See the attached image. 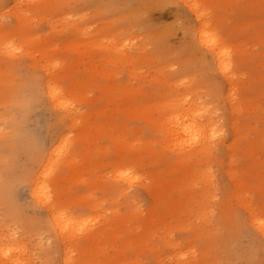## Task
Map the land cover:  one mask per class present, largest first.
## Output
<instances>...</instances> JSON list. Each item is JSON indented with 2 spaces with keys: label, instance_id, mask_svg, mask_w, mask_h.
Segmentation results:
<instances>
[{
  "label": "rangeland",
  "instance_id": "374dc122",
  "mask_svg": "<svg viewBox=\"0 0 264 264\" xmlns=\"http://www.w3.org/2000/svg\"><path fill=\"white\" fill-rule=\"evenodd\" d=\"M11 5L12 0H0V12ZM191 5L195 10L203 8L211 30L241 49L233 52L234 67L227 74L216 68L208 49L197 43L199 20ZM4 14L0 13V27L14 23L13 14ZM31 24L35 36L56 44L57 49L50 48L53 70L69 67L73 87L82 88L78 93L85 101L70 94L68 114L73 127L67 124L68 117L57 120L58 109L35 103L31 93L46 74L38 65L42 63L38 55L34 66L21 50L17 57L0 56V81L11 79L8 83L15 88L14 93H6L7 86L0 83V112L5 105L10 107L8 100L15 96L26 99L29 138L42 150L49 146L51 135L64 132L72 136L68 137L72 162L57 169L50 167L48 177L55 181L62 198L58 208L68 216H78L81 225L73 242L64 246L43 226L39 229L41 237L31 231L24 233L25 225L33 229L37 224L39 228L33 220L36 213L47 217V212L42 206H31L27 187L17 184L14 201L25 204L26 210L19 214L23 218L18 214L16 218L7 202H0V244L12 243L29 252L25 256H29L30 264H61L68 253L80 264H155L154 254L164 264H264V237L252 225L247 209L251 206L257 217L264 214V0H65L61 5L55 3L51 10L34 13ZM75 28L84 32L78 34ZM120 49L128 59L119 56ZM120 85L136 89L128 96L131 105L108 104L114 87ZM183 92L189 93L187 100L199 97L210 105L220 133L209 142L207 154L191 155L189 162L179 164L175 160L179 153L171 144L162 145L169 139L163 136L161 125L151 123L157 111L150 108L152 112H145L149 108L144 105L156 102L159 94L168 93L172 98ZM3 99L5 105H1ZM232 105L240 108L232 111ZM112 135H123L126 145L135 147L134 154L140 160L137 164L129 161L131 151L124 154L119 150ZM235 138L237 144L232 148ZM3 143L0 139V173L6 176L10 162ZM146 146L150 154L142 151ZM19 154L16 165L32 167L35 172L37 164L25 158V153ZM183 166L195 173L210 167L208 183L188 174ZM227 169L237 173L241 185L231 184ZM149 179H160L159 183L168 188L160 201L144 186ZM237 191L243 203L234 198ZM132 207L140 213L137 217L129 216ZM150 209L167 212L170 228L166 230L164 223L154 218L156 234L152 241L146 235L144 220ZM10 212L11 220L7 217H11ZM3 213H8L7 218ZM108 223L111 231L109 228L99 234L97 229ZM93 232L96 238L89 240ZM163 238L177 243L176 247L163 244Z\"/></svg>",
  "mask_w": 264,
  "mask_h": 264
},
{
  "label": "bare ground",
  "instance_id": "6f19581e",
  "mask_svg": "<svg viewBox=\"0 0 264 264\" xmlns=\"http://www.w3.org/2000/svg\"><path fill=\"white\" fill-rule=\"evenodd\" d=\"M64 2H65V0H12V5L10 7H8L6 10L4 9L5 11L2 10L0 12L3 16L5 15L4 14L5 12L7 14H13L14 15V23H12L8 26L5 25V27H0V56H4L7 59L17 57V55H19L17 53L20 52L21 50H23L22 55L28 57L31 60V63H33L35 66L38 64V61L36 59V56L38 55L40 57V61H42V63L38 64V65H40L42 70H44L46 77L35 85L34 91L31 93V94H33V97L35 99V103H37V104L40 103L43 106H46V107L51 108V109L52 108L58 109L60 111V114L58 115L57 120L61 121L64 118L68 117L70 122L67 124H70V127H73L74 122H72V120H71L72 118H69L70 114H68V112H69L68 108H69L70 103H71L70 94L74 95L76 97L79 96V98L82 101H85L83 94L78 93L79 91H82V88L77 89L76 87H73L74 79L69 77V73H70L69 67H66L65 70H60V71L53 70L54 63H52L50 61V58H51L50 48L57 49L56 44L50 43V41H48L45 38H40L39 36H35V34L31 31V27H32L31 21H32V17H33L34 13H38V12L42 13V11L51 10V9H53L55 3L61 5ZM120 3H122V1ZM190 8L199 20V26H198L197 30H195L196 31L195 39H196L197 43L201 46H205L206 49H208V51L212 54L213 59L216 60V63H217V64L215 63L217 65L216 68H218L221 73L227 74L229 72V68L231 70H233V67H234V64L232 61L233 52H235L236 50L241 51V49L239 48V46H234V45L230 44L229 41H228V43H229L228 44L225 41V39H223L217 32H214L211 30V28L208 26V21L205 19L206 15L204 13L203 8L195 10L194 6H192V5L190 6ZM77 17H78V15H77ZM80 18H82V17H80ZM181 23H182V21H181ZM53 27H52V29H53ZM54 29H55V27H54ZM75 29L78 32V34H82L84 32L83 30H80L79 28L78 29L75 28ZM59 32H60V30H59ZM155 35H157V34H155ZM236 43H234V44H236ZM66 45L69 46L68 43ZM247 45H249V44H246L245 47ZM50 46H54V47H50ZM245 47H243V48H245ZM261 51H263V50H261ZM243 52L245 53V49H243ZM119 53H120L119 56H121L122 59H128L129 58L127 56L128 54H126L124 51H122V49H120ZM131 58H133V56H131ZM7 65H9V63ZM6 71H8V70H6ZM4 72H2V73H4ZM5 73H7V72H5ZM61 78H63V82H59V80ZM179 79H181V78H179ZM7 80L4 79V80L0 81V83H2V87L7 86L6 93H8V92L14 93L15 92V88L13 87L14 85L10 86V83H8L9 81L11 82V79L10 80L7 79ZM75 81L78 82V80H76V79H75ZM132 87H129L128 85H120L118 87L115 86L114 92L112 93V96H111L112 99L107 101L108 104H109V102H112V103H115V102L126 103L127 102L128 105H131L132 102L128 99V96L130 97L131 94H134L136 92V89L132 88ZM234 89L235 88L233 87V91H234ZM177 91L178 90H176V92ZM187 92H185V93L183 92L182 95L176 94L172 98L169 96L168 93L159 94V99L156 100V102H153L152 104H150V102H148L150 105L149 104L147 105V103L144 105L145 109L149 108L148 111L144 110L145 112H149L150 108H152V110L154 109L157 111L158 114L156 116H154L155 118L151 119V123L154 125H158V124L161 125L160 130L163 129V131H162L164 133L163 136L165 137V139H166V137L169 139V142L167 139L165 141V143L168 142V144H165L163 142L162 145L164 144V145H166V146L168 145V147H170L169 144H171V147H173L175 149V151H177V153H179L178 158L175 159L176 162L179 164L189 162L191 160V155L199 157L201 155L207 154L209 152L208 150L210 149L209 142L213 138H215V136L218 133H220L219 129L217 128L216 122L214 121L215 119L212 120V117H211L212 112L208 108V106H210V105L209 104L206 105L199 97H195V96H194L195 98H193L191 100H187L186 96H187V94L189 95V93H187ZM115 96H116V98H115ZM2 97H4V96H2ZM0 100L2 101V99H0ZM8 101H9V103H11L10 107H9V105H5L6 102L4 99H3V102H1V105L2 104L5 105L4 106L5 109H4V111L0 112V123L2 124V126H0V139H2V141L4 140V143L2 144V146H3V149L6 151V153L8 154L10 163L7 165H9L10 167L9 168L7 167L8 169L6 170L7 171L5 174L6 176H3L4 174L2 175L3 172L0 173V202L1 203L7 202V207H9V206L11 207V209L14 211V214L16 213L15 214L16 216L15 215H13V216L17 218V214L18 215L22 214L21 212H23V210L24 211L26 210L25 209L26 206H25V204H18L17 202L14 201V200H16L15 198H17V197L13 196V194L15 193L13 189H14V187L17 186V184L24 185V187L26 186L28 196H29V200H30L29 201L30 205L31 206H38V207L42 206L47 212V217L40 216V214L36 213V217H35V219L33 218V220H35L39 224V228L37 227V224L33 225L34 226L33 229L29 228V227H31V226H28L29 224L25 225V226L22 225L21 227L24 226L22 228L25 231L24 233H26V232L28 233V231H31L36 235L39 234V236L41 237L42 235H40L41 233H40L39 229L42 228V226H43L44 229H46V230L49 229L51 232H53L57 236L58 240L60 242H62L60 244L64 243L63 246L65 245V242L67 243L70 241V243H72L73 241H71V239H73L72 237H74V235H76L78 228L81 225L80 222L78 221L79 217L78 216L74 217L73 214L71 216H68V215L64 214V212H62L58 208V205L61 203L62 198L59 196L57 189H55L56 188L55 187V185H56L55 181H53L52 179H50L48 177L50 167L55 166L57 169V167L59 165L62 166V164L65 163V166H66L68 163L70 164L72 162V159H71L72 153H71L70 148H69V144H70L69 142L70 141L68 142L69 135L67 136V134H65L64 132L63 133L58 132L56 135H51L49 146L46 149H43V150L40 149L39 147L35 146L31 142V140L29 138L28 131H27L28 113H29L28 101L22 97H17V96H15L14 98H11ZM238 107H239V105L233 106V108H231V109H232V111L233 110L236 111L238 109ZM141 108H142V110L144 109L143 107H141ZM150 112H152V111L150 110ZM213 112H214L213 114L215 115V111H213ZM230 120L232 121L233 119H230ZM233 121L232 122L229 121V122H230V124L232 123L233 127H235ZM232 125H230V126H232ZM67 128H68V125H67ZM71 137L72 136L70 135L69 138H71ZM217 137H218V135H217ZM111 138H112L114 144H116V146L119 148V150L120 151L122 150V152H124V154L129 153L130 151L132 152V156L129 158L130 162H134L137 164L140 161L139 157L134 154L135 147L133 145L131 147H128V145H126L125 139L123 138V135H119V136L112 135ZM233 138H234V136H233ZM237 138H239V136ZM237 138H235L232 141V143L230 145V146H232V148L234 146H236ZM250 142H251V140H250ZM146 144L148 146L151 145V143H150V145H149V143H147V140H146ZM141 149L146 154H148V153L150 154V152H151L148 150V147H147V150H143V147ZM19 153L20 154L25 153L27 155V157H25V158H28L32 163L34 162L35 164H37V166H36L37 168L35 169V172H33L34 170L32 167L26 168V167H24L25 165L24 166H21L19 164L16 165L15 158H16V155ZM20 154H19V156H20ZM230 162H231V160H230ZM17 166H18L19 171L15 172V169L17 168ZM208 166L201 169L200 172L197 171L196 173L193 171H189V169L187 167H184V166L183 167H184V170H186L188 172V174H189V172H191L195 176V178H198V179L204 178L205 182L208 183L206 181L208 179L209 169H210V167H208ZM4 169H6V168H4ZM58 169H61V168L59 167ZM226 172L228 173L229 177L233 181L231 184L235 183L237 185L238 184L241 185L240 179H239V177L236 176L237 173L235 171H233L232 169H227ZM156 174L152 175V179L155 180ZM121 175L122 174H120V176ZM3 177H5V178H3ZM123 177H126V176H123ZM246 177H248V176H246ZM126 178H128V177H126ZM154 180H151V179H149L148 181L146 180L147 182L144 184V186L148 187V189H150L153 197L156 198V201H160L162 199L163 192L166 193L168 191V188H166V186L163 187V185H164L163 183H161V182H160L161 184L159 183L160 179H158V181L157 180L154 181ZM128 181L129 180H126L127 183H128ZM186 182L187 181H185V183ZM192 182L193 181H190L189 184L193 185ZM211 184L212 183H210V185ZM20 185H18V187ZM232 188L233 187H231V189ZM59 190L60 189L58 188V191ZM118 190H119V188H118ZM16 191H17V189H16ZM21 191H19V193ZM122 192H124V190H122ZM13 197H14V199H13ZM222 197H224V196H222ZM234 198H237L240 203H243L245 201L244 198H242L240 192H238V191L236 193L234 192ZM223 199H225V197ZM255 200H256V198H255ZM237 204L239 205L238 202H237ZM1 206H3V205H1ZM27 207H28V205H27ZM249 207L250 208H247V209L249 211V217H250L251 223L256 228L258 233L264 237V214H262L261 217H257L253 211L254 209H252L251 206H249ZM153 208H154V206H153ZM260 208H262V206H260ZM206 209H205V211H206ZM258 209H259V207H258ZM7 211H9V210H7ZM148 211H150V212L146 215V217L144 219L146 221L145 230H146V235H147L148 239L150 241H152L151 239L156 234L155 233L156 232L155 227L152 228L154 218H159L160 222H162V224L164 223L163 228H166V230H167L169 228V224H167L166 218L169 217V215L167 212L155 213L154 209H150ZM0 212H1V210H0ZM263 213H264V211H263ZM6 214H8V213H6ZM6 214H4V217L5 218L8 217V219L10 218V220H11L12 219V212H10L11 217H9V214L6 217L5 216ZM138 214H140V213L137 211V209H135L133 207H132V210L130 209V212H129L130 217H133V218L137 217ZM117 215H119V214H117ZM260 215H261V213L259 214V216ZM21 216L19 217L20 219L24 217V216H22V217ZM5 218L3 220H5ZM119 218H121V217H118L116 219L118 220ZM2 221H1V223H2ZM19 221H21V220H19ZM119 221H120L119 223L117 222L118 225H120L119 228H122V226H121L122 220H119ZM123 221H126V219H123ZM17 222L18 221H16V223ZM22 222H24V221H22ZM22 222L21 223L19 222V225L26 223V221L24 223H22ZM36 222H34V223H36ZM14 223H15V220H14ZM166 224L168 226H166ZM180 224H181V221H180ZM110 225L111 224H109V223H108V225H102L99 229H97L98 233L101 234L102 232H107L110 228ZM182 226H183V223H182ZM0 227H1V225H0ZM22 229H19V230L21 232H23ZM49 230H47V231H49ZM169 230H170V228H169ZM42 231L44 232V230H42ZM110 231H111V228H110ZM94 233H96V232H93V235L91 234V236L88 238L89 240L96 238V234H94ZM167 233H168V231H167ZM28 234H30V233H28ZM36 235H35V237L38 236V235L37 236ZM76 237L77 236H75L74 238H76ZM81 240H82V238H81ZM79 241H80V239H79ZM162 242H163V244H165L166 246H168L170 248H175L177 245V243L165 242L164 238L162 239ZM81 247H83V246L81 245ZM150 248H152V247H150ZM63 252H65L64 248H63ZM25 254L28 255L29 252H27V251L22 252V250L19 249V247H16L12 243L0 244V264H30L28 262V259H27V257H29V256H25ZM65 255L66 254H64V256H63L64 260L62 259L63 262L61 261V264L62 263L63 264H78V263L80 264V262L75 261L76 259L73 260V257H70V255H72L71 253H68V256H65ZM154 257H155V264H164L162 261H158L159 256L156 259V254H154ZM79 259H80V257H78V260ZM159 260H162V258H160ZM243 262H244V260H243ZM175 264H180V261H177Z\"/></svg>",
  "mask_w": 264,
  "mask_h": 264
}]
</instances>
